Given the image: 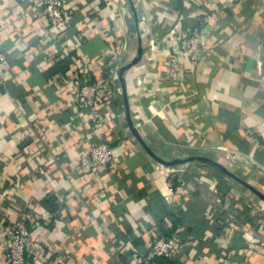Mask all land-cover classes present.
<instances>
[{
  "label": "crops",
  "instance_id": "crops-1",
  "mask_svg": "<svg viewBox=\"0 0 264 264\" xmlns=\"http://www.w3.org/2000/svg\"><path fill=\"white\" fill-rule=\"evenodd\" d=\"M37 1L0 0V264L4 226L22 214L28 264H135L158 235L181 242L158 264H264V201L187 161L211 158L264 193V0H68L60 38ZM183 29L198 30L199 57L175 80L168 62ZM140 44L125 72L130 111L121 81L117 98L77 103L70 53L102 84L103 64L132 63ZM132 124L158 156L182 163L156 160ZM95 141L114 145L115 167L79 170Z\"/></svg>",
  "mask_w": 264,
  "mask_h": 264
},
{
  "label": "built area",
  "instance_id": "built-area-1",
  "mask_svg": "<svg viewBox=\"0 0 264 264\" xmlns=\"http://www.w3.org/2000/svg\"><path fill=\"white\" fill-rule=\"evenodd\" d=\"M136 8L142 0H131ZM38 6L44 16V25L48 26V31L60 38L65 33V18L68 10V0H38ZM207 16L201 17V21L206 23ZM198 30L178 32L176 41L177 50L171 54L168 62L169 73L175 80L179 78L182 71L194 67L199 57V41L197 39ZM72 64L67 70L65 79L74 91L75 100L80 105L94 106L97 102L107 99L110 91L117 98L121 93L120 70L121 58L111 62V66L103 64L102 69L108 73L109 79L102 84H91L86 80L89 72L88 63L79 53H70ZM7 62V56L0 51V70ZM109 90V92H106ZM83 122V121H82ZM189 164V163H188ZM116 153L114 145L107 141H95L88 143V149L80 154L78 169L87 173H98L108 167H115ZM173 185V179L170 180ZM170 203L171 200L167 198ZM3 227V226H2ZM5 257L8 264H28L26 253L32 244V232L29 227V216L22 214L18 220L5 227ZM178 236L158 235L146 254H138L134 257L135 264H158L159 258L171 257L180 245ZM221 264H238L231 258H225Z\"/></svg>",
  "mask_w": 264,
  "mask_h": 264
},
{
  "label": "water",
  "instance_id": "water-1",
  "mask_svg": "<svg viewBox=\"0 0 264 264\" xmlns=\"http://www.w3.org/2000/svg\"><path fill=\"white\" fill-rule=\"evenodd\" d=\"M137 18V15H136ZM144 47L142 44L139 45V50H138V55L137 57H135V59L132 61V63L125 65L121 68L120 71V81H121V85H122V89H123V94L126 100V105H127V110L130 111V104H129V100H128V90H127V83H126V78H125V72L132 67L133 65H135L137 62H139L143 55H144ZM132 132L133 134L139 139V141L144 145V147L146 148V150L150 153V155H152L156 160H158L159 162H161L162 164H165L167 166H176L179 163H182L181 159H164L160 156H158L149 146L148 144L144 141V139L141 137V135L139 134L138 129L132 124ZM202 161V162H206V163H210L212 165H214L215 167L220 168L224 173H226L229 177L237 180L238 182H240L241 184L245 185L247 188H249L251 191H253L260 199H262L264 201V193L262 191H260L257 187H255L254 185L248 183L247 181H245L244 179H242L241 177H239L238 175H236L235 173H233L232 171H230L225 165L211 159L208 157H194V158H190L187 159V161Z\"/></svg>",
  "mask_w": 264,
  "mask_h": 264
},
{
  "label": "trees",
  "instance_id": "trees-1",
  "mask_svg": "<svg viewBox=\"0 0 264 264\" xmlns=\"http://www.w3.org/2000/svg\"><path fill=\"white\" fill-rule=\"evenodd\" d=\"M208 165H211V166H214V165H212V164H210V163H207ZM215 167V166H214ZM218 170H220L221 172H222V170L220 169V168H218V167H216ZM159 260H160V258L159 259H157L156 260V262L158 263L159 262Z\"/></svg>",
  "mask_w": 264,
  "mask_h": 264
},
{
  "label": "rangeland",
  "instance_id": "rangeland-1",
  "mask_svg": "<svg viewBox=\"0 0 264 264\" xmlns=\"http://www.w3.org/2000/svg\"><path fill=\"white\" fill-rule=\"evenodd\" d=\"M223 175L226 176V177H229L226 173H224ZM230 178H231V177H230Z\"/></svg>",
  "mask_w": 264,
  "mask_h": 264
}]
</instances>
